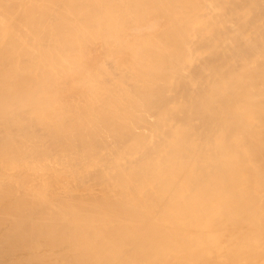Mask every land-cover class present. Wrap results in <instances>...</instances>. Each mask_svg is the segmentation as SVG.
Wrapping results in <instances>:
<instances>
[{"label": "bare ground", "instance_id": "obj_1", "mask_svg": "<svg viewBox=\"0 0 264 264\" xmlns=\"http://www.w3.org/2000/svg\"><path fill=\"white\" fill-rule=\"evenodd\" d=\"M0 264H264V0H0Z\"/></svg>", "mask_w": 264, "mask_h": 264}]
</instances>
